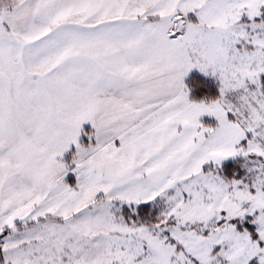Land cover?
Here are the masks:
<instances>
[{
  "label": "snow or ice",
  "instance_id": "snow-or-ice-1",
  "mask_svg": "<svg viewBox=\"0 0 264 264\" xmlns=\"http://www.w3.org/2000/svg\"><path fill=\"white\" fill-rule=\"evenodd\" d=\"M0 264H264V0H0Z\"/></svg>",
  "mask_w": 264,
  "mask_h": 264
}]
</instances>
